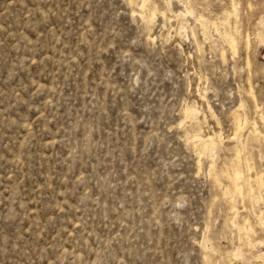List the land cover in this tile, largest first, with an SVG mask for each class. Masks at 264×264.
<instances>
[{"label": "rangeland", "instance_id": "rangeland-1", "mask_svg": "<svg viewBox=\"0 0 264 264\" xmlns=\"http://www.w3.org/2000/svg\"><path fill=\"white\" fill-rule=\"evenodd\" d=\"M237 152L264 181V0H0V264H264Z\"/></svg>", "mask_w": 264, "mask_h": 264}, {"label": "bare ground", "instance_id": "bare-ground-1", "mask_svg": "<svg viewBox=\"0 0 264 264\" xmlns=\"http://www.w3.org/2000/svg\"><path fill=\"white\" fill-rule=\"evenodd\" d=\"M144 2V1H143ZM143 2L141 7H143ZM233 4V3H232ZM234 7V5H233ZM232 7V8H233ZM155 10V9H154ZM234 10V9H233ZM234 12V11H233ZM234 14V13H233ZM229 15V14H228ZM231 37V36H230ZM230 39V38H229ZM231 44V43H230ZM229 44V45H230ZM230 47H232L231 49L235 51V46L234 43L232 42V46L230 45ZM187 107V106H186ZM187 111V110H186ZM185 111V112H186ZM184 112V114H185ZM191 113V112H190ZM190 114L186 115L189 116ZM244 123H245V118H244ZM241 129V125L237 124L236 128H235V133L234 136L236 138V135L238 134L239 130ZM213 133V132H212ZM204 135V134H203ZM257 137V135H256ZM262 137V136H261ZM234 138V139H235ZM260 138V137H259ZM200 138H197V141ZM199 142V141H198ZM204 151H208V150H214L215 149V142L213 141V138L211 136H208L205 140H204ZM244 149V148H243ZM201 153V152H200ZM239 161H240V155L239 152L236 153L235 158L233 160L234 162V170L232 173V189L234 192L241 194L242 193V185L246 184L250 190L252 189V187H255V189L257 190V193H260V191L264 190V181H263V176L262 174H258L257 172H255L256 174L254 175V179H251L250 177H248L246 180L243 178V173L239 167ZM251 169H253L252 165L248 162H246V170L247 173H250ZM263 173V172H262ZM264 174V173H263ZM248 176V174H247ZM253 182V185L251 184ZM244 188V187H243ZM253 188V190H255ZM248 190V189H247ZM246 191V190H245ZM253 192V191H252ZM264 192V191H263ZM256 193V194H257ZM253 194V193H252ZM254 196V195H253ZM261 196V194H260ZM259 195L257 196L258 198L260 197ZM255 200H257L255 198ZM259 200V199H258ZM260 223V222H259ZM264 227V226H263ZM264 230V229H263ZM258 258L261 259V262L264 263V252L262 254H259L257 256Z\"/></svg>", "mask_w": 264, "mask_h": 264}]
</instances>
